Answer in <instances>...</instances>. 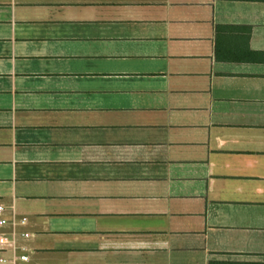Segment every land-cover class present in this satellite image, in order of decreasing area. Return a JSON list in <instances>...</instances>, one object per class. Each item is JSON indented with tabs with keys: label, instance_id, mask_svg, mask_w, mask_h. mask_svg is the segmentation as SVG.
<instances>
[{
	"label": "crops",
	"instance_id": "0c3cea01",
	"mask_svg": "<svg viewBox=\"0 0 264 264\" xmlns=\"http://www.w3.org/2000/svg\"><path fill=\"white\" fill-rule=\"evenodd\" d=\"M0 208L7 264H264V0H0Z\"/></svg>",
	"mask_w": 264,
	"mask_h": 264
},
{
	"label": "built area",
	"instance_id": "2783aa9c",
	"mask_svg": "<svg viewBox=\"0 0 264 264\" xmlns=\"http://www.w3.org/2000/svg\"><path fill=\"white\" fill-rule=\"evenodd\" d=\"M0 211H2V208H0ZM0 224H5V221H1ZM10 242V240L7 237H2L0 238V245L4 246L5 244H8ZM20 261H26V256H21ZM8 261L5 259H0V264H7Z\"/></svg>",
	"mask_w": 264,
	"mask_h": 264
}]
</instances>
